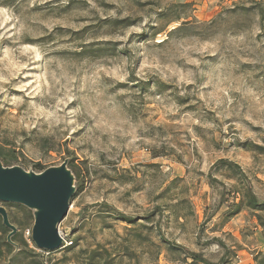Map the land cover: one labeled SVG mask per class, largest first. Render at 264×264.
Segmentation results:
<instances>
[{
	"label": "rangeland",
	"instance_id": "obj_1",
	"mask_svg": "<svg viewBox=\"0 0 264 264\" xmlns=\"http://www.w3.org/2000/svg\"><path fill=\"white\" fill-rule=\"evenodd\" d=\"M251 1L264 8L0 0V161L39 172L67 159L75 177L56 251L35 247L29 209L0 202L39 259L82 264L86 251L106 249L114 264H196L160 232L212 263L224 254L217 240L231 251L224 264L264 261L255 212L223 219L236 180L216 165L238 163L264 200V20L242 10ZM182 21L192 25L171 32Z\"/></svg>",
	"mask_w": 264,
	"mask_h": 264
},
{
	"label": "water",
	"instance_id": "obj_2",
	"mask_svg": "<svg viewBox=\"0 0 264 264\" xmlns=\"http://www.w3.org/2000/svg\"><path fill=\"white\" fill-rule=\"evenodd\" d=\"M74 180L67 159L39 172L20 165H4L0 161V202L20 204L31 211L30 238L38 249L51 251L62 246L58 225L68 213L76 188ZM0 217L9 229L6 240L14 245L16 252L18 246L11 237L17 228L10 222L3 205H0Z\"/></svg>",
	"mask_w": 264,
	"mask_h": 264
},
{
	"label": "trees",
	"instance_id": "obj_3",
	"mask_svg": "<svg viewBox=\"0 0 264 264\" xmlns=\"http://www.w3.org/2000/svg\"><path fill=\"white\" fill-rule=\"evenodd\" d=\"M253 2L251 1V4ZM252 8L256 9L259 22L262 23L264 20V8L260 4L253 3L250 7H245L242 5V10L250 11ZM182 17L180 15H176L175 21L180 20ZM113 22H117L123 24L122 26H128L130 23L126 22L124 19L115 20ZM126 22V23H125ZM192 25L189 21H182V23L173 28L171 32L178 31L186 26ZM245 148L251 150L252 152H262L263 148L259 145L252 144V143H245ZM4 165H11L7 159H4L2 162ZM216 165L219 168L228 170L231 173V176L236 180V183H233L232 192H233V201L228 204L227 210L223 213V219L228 220V218L232 217L236 214L240 208H246L255 212L256 218L259 221L260 225L264 227V221H262L260 215L258 214L259 211H264V200H260L253 191V186L251 183L250 178L243 172L242 168L238 163L233 160L221 158L216 161ZM69 167V166H68ZM39 170H43V167H39ZM208 176H211L208 173ZM173 183L171 181L165 190L169 188V186ZM101 208H103L106 212H110L114 215L115 218L120 219L124 222L134 223L136 219L134 217H130L118 212L113 207L107 205L105 202H101L99 204ZM160 208H156V211H160ZM30 211V210H29ZM8 212V211H7ZM31 212V211H30ZM32 215V213H31ZM9 220L12 224H14L17 228L15 234L12 235L11 240L18 246V250L15 252V247L13 244L7 242L6 236L9 232V229L6 228L0 217V264H46L45 261L39 259L37 255L33 252L32 249L29 248L27 241L22 237V234L18 231V226L16 222L11 218L8 212ZM33 219V218H32ZM149 219V217H148ZM198 235V234H197ZM159 238L168 245L169 248L177 251H181L185 254L186 257L191 259L192 263L196 264H224L229 262L230 250L225 247V244L221 240H217V243L220 247L224 248V254L219 258L216 263L210 262L208 259L204 258L200 253L190 251L185 247L171 243L167 239L163 237V235L159 232ZM62 247V246H61ZM61 247L55 250L47 251L52 252L59 250ZM74 246L69 245L65 246L66 251L73 250ZM256 259V257H254ZM101 260V264H114L115 259L111 258L108 251L105 249L103 252L98 250L86 251L83 259L82 264H99ZM259 264H264V261H260Z\"/></svg>",
	"mask_w": 264,
	"mask_h": 264
}]
</instances>
